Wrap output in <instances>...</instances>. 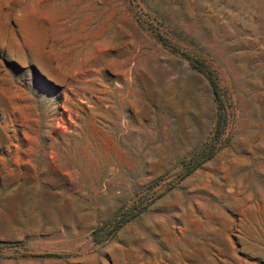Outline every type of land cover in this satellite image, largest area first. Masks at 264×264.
Masks as SVG:
<instances>
[{
    "label": "rangeland",
    "instance_id": "374dc122",
    "mask_svg": "<svg viewBox=\"0 0 264 264\" xmlns=\"http://www.w3.org/2000/svg\"><path fill=\"white\" fill-rule=\"evenodd\" d=\"M0 264H264V0H0Z\"/></svg>",
    "mask_w": 264,
    "mask_h": 264
},
{
    "label": "trees",
    "instance_id": "16d2710c",
    "mask_svg": "<svg viewBox=\"0 0 264 264\" xmlns=\"http://www.w3.org/2000/svg\"><path fill=\"white\" fill-rule=\"evenodd\" d=\"M192 67L194 69H196L197 71L203 73L206 78L208 79L212 90H213V94L215 96V100L217 102L218 105V110H219V116H218V123H217V135H220L222 133L223 127H224V123L226 121V117H225V104H224V99H223V95H222V91L220 88V85L218 83V80L216 79V77L213 76V74L207 70V68L204 66L203 63L199 62V61H192L191 63ZM205 151H200L199 153L195 154L194 157H192V159L189 161V163H186V167L189 168V172L191 173L192 171H194L197 167H199L203 162H205L206 160H208L210 158L207 157L206 159H203V157L205 156ZM194 166H191L193 162H195ZM102 229L96 231V234L98 232H100ZM116 230V229H115ZM95 234V235H96ZM98 241V240H96Z\"/></svg>",
    "mask_w": 264,
    "mask_h": 264
}]
</instances>
